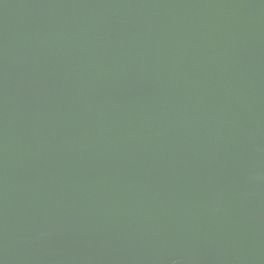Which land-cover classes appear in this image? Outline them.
<instances>
[{
  "label": "water",
  "instance_id": "obj_1",
  "mask_svg": "<svg viewBox=\"0 0 264 264\" xmlns=\"http://www.w3.org/2000/svg\"><path fill=\"white\" fill-rule=\"evenodd\" d=\"M0 264H264V0H0Z\"/></svg>",
  "mask_w": 264,
  "mask_h": 264
}]
</instances>
